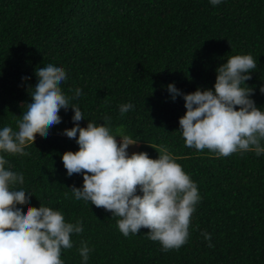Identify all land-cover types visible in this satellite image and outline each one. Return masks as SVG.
Wrapping results in <instances>:
<instances>
[{
  "label": "trees",
  "instance_id": "1",
  "mask_svg": "<svg viewBox=\"0 0 264 264\" xmlns=\"http://www.w3.org/2000/svg\"><path fill=\"white\" fill-rule=\"evenodd\" d=\"M248 53L257 68L245 83L261 107L264 0L215 6L209 0H0V126L16 127L33 68L58 63L67 75L62 91L72 97L82 90L72 101L86 119L81 127L87 120L106 122L114 135L140 140L139 151L153 159L167 148L200 196L179 248L163 250L147 228L125 237L119 217L72 197L70 186L79 187L82 176L68 177L60 159L78 150L74 138L61 134L73 126L72 110L61 109L60 124L44 136L34 132L23 151L5 156L23 173L22 186L32 195L26 203L82 222L83 231L70 234L73 247L61 251L64 264H81L82 242L91 249L87 264H264V154L218 157L207 148L186 147L178 132L184 101H172L166 90L169 83L184 93L211 88L215 69L228 56ZM128 102L134 107L121 115L119 106Z\"/></svg>",
  "mask_w": 264,
  "mask_h": 264
},
{
  "label": "clouds",
  "instance_id": "2",
  "mask_svg": "<svg viewBox=\"0 0 264 264\" xmlns=\"http://www.w3.org/2000/svg\"><path fill=\"white\" fill-rule=\"evenodd\" d=\"M222 2L209 0L214 6ZM225 61L215 69L211 88L197 87L184 93L174 83L166 86L172 101L177 97L184 101L186 111L178 118V132L186 147L207 148L218 157L238 151L260 156L264 154V106L257 107L252 98L254 88L245 83L257 68V59L248 53L230 55ZM32 75L27 99L14 117L16 127L0 126V264H64L61 251L73 247L70 234L83 231L81 221L66 222L57 209L26 203L32 195L22 186L23 173L11 167L5 156L23 151V142L27 139L30 143L28 138L34 132L48 134L51 126L62 122L60 110L69 108L73 126L61 134L74 138L78 150L66 151L60 159L68 177L74 173L82 176L79 187L70 186L72 197L119 217L116 224L125 237L147 228L146 235L158 241L163 250L185 244L200 196L196 183L172 153L165 147L155 159L143 151L129 153V146L140 140L114 135L106 122L87 120L81 127L78 122L86 119L72 101L82 90L76 88L72 97L62 91L60 82L67 75L60 64L39 63ZM259 92L264 95V83ZM133 107L131 102L121 104L119 112L123 115ZM202 234L210 241L209 233ZM90 251L82 242L78 249L81 264H87Z\"/></svg>",
  "mask_w": 264,
  "mask_h": 264
},
{
  "label": "rangeland",
  "instance_id": "3",
  "mask_svg": "<svg viewBox=\"0 0 264 264\" xmlns=\"http://www.w3.org/2000/svg\"><path fill=\"white\" fill-rule=\"evenodd\" d=\"M139 146H140V144H137L135 146H129V149H128L129 153H131V152H140L139 151Z\"/></svg>",
  "mask_w": 264,
  "mask_h": 264
}]
</instances>
